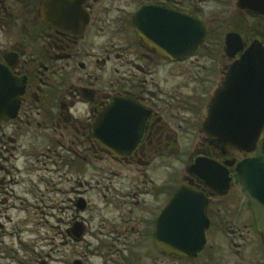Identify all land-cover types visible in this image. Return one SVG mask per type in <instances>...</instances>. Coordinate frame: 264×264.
<instances>
[{
	"label": "flooded vegetation",
	"instance_id": "1",
	"mask_svg": "<svg viewBox=\"0 0 264 264\" xmlns=\"http://www.w3.org/2000/svg\"><path fill=\"white\" fill-rule=\"evenodd\" d=\"M142 9L147 23L137 20ZM201 27L200 43L185 46ZM254 43L264 48L262 0H0V221L59 211L64 217L50 225L58 244L86 251L71 264H89L90 248L97 264H219L221 232L234 238L236 264H264V237L234 179L236 165L258 149L223 154L200 131L210 100ZM120 99L137 105L142 127L135 146L117 155L94 139L93 126ZM186 148L181 175L170 171L165 162ZM181 187L199 199L165 215ZM235 188L250 225L229 224L240 213ZM194 212L195 226L174 225ZM251 228L258 240L247 245ZM185 230L203 232L194 256L156 244L176 246L170 231Z\"/></svg>",
	"mask_w": 264,
	"mask_h": 264
},
{
	"label": "water",
	"instance_id": "2",
	"mask_svg": "<svg viewBox=\"0 0 264 264\" xmlns=\"http://www.w3.org/2000/svg\"><path fill=\"white\" fill-rule=\"evenodd\" d=\"M48 1L46 0V2ZM251 9L256 10L259 7L252 5ZM145 10H141L137 20L143 19L144 23H147ZM138 34L144 42L148 41L147 43H149V40L145 38L144 30ZM203 35L202 27L198 38L189 39L186 35L185 46L191 42L190 48H195ZM169 48H172L171 44H169ZM138 110L137 105L133 102L125 99L115 100L105 108L103 114L94 124V139L100 144L102 143L111 153L117 155L128 153L140 137L142 124H140ZM200 131L206 137L209 145L223 154L228 150L253 153L259 144L258 155L236 165L234 179L247 199L257 232L264 237V135L262 136L264 132V48L261 45L252 44L234 63L226 82L210 100L207 117ZM118 144L128 149L126 148V151L115 150L114 147ZM211 165L216 166L217 172L213 175L219 178L221 168L214 163ZM224 191L225 189L223 193ZM198 196L197 193L181 187L173 196L171 205L168 210H165V215L169 212L177 215L178 203L189 199H192V202H197ZM184 213L186 214H184L185 218L189 216L187 212ZM197 218L198 214L194 212L190 216V219L194 220L185 219L179 223L175 222L174 225L183 224L186 228L195 226L198 224ZM161 220L162 217L159 222ZM158 234L156 231V238ZM170 240L177 245L164 246L160 239H156V244L169 254L188 257L196 255L202 249L204 241L203 232L199 234L196 231L188 230L183 233L170 231ZM76 263L78 264V262Z\"/></svg>",
	"mask_w": 264,
	"mask_h": 264
},
{
	"label": "rangeland",
	"instance_id": "3",
	"mask_svg": "<svg viewBox=\"0 0 264 264\" xmlns=\"http://www.w3.org/2000/svg\"><path fill=\"white\" fill-rule=\"evenodd\" d=\"M201 116H204L203 110ZM201 118H199V122H201ZM195 128L196 127L192 129L196 132ZM193 135L194 138L197 139V135ZM179 151L172 154L169 160L165 162V165L170 171L172 170L173 172H178L181 175L182 167L179 165L178 161H181L182 165L187 160V154L190 150L186 148L184 152ZM174 177H176V175ZM231 195H233L232 201L235 203L233 204V210H240L238 217L243 219V221L240 222L241 219L238 218L237 220V218H235L234 220H231V223L229 222V224L234 226L240 225L241 223H245L246 225L252 224L251 215L246 207V200L240 194L239 190L237 188L233 189ZM95 204H97L98 207L97 200L92 198L91 207H95ZM45 212V215L39 213L38 210L36 213L30 211L29 214L24 215L10 213L8 215L9 219H11L10 224H7L8 222H4L3 220L0 221L2 224H7L4 229L6 234L3 238H0L2 239L0 240V242H2V244H0V264H71L73 260H81L83 254L86 255L85 249L81 248V246L64 248L58 244L59 239L58 237H54V232L51 230L50 225L53 224V220L55 218L62 219L64 215L59 213V211L55 215L54 211H52L51 214H54V217L50 218V216L47 215L46 210ZM16 222H20L17 227L15 226ZM14 229H18L20 233L18 234L17 230L14 231ZM247 237V245L251 242L256 243L258 240L252 228L250 229ZM230 240H234V238L231 236L227 237V232L217 234L216 243L223 253L219 264H236L239 262L238 259L233 256V249H229ZM51 242H54L53 246L50 244ZM19 243H22L24 247L20 248ZM250 249L251 246L247 250L249 251ZM228 250H231L232 252H229L228 254ZM32 252H35V255H32ZM93 252L94 249L90 248L88 254L89 256H87L89 264H97V259L95 257H91V253ZM46 255H50V257L47 258Z\"/></svg>",
	"mask_w": 264,
	"mask_h": 264
}]
</instances>
